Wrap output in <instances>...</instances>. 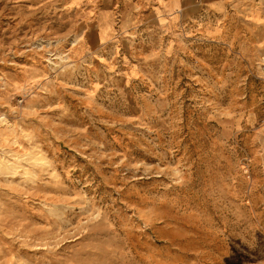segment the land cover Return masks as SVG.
Returning <instances> with one entry per match:
<instances>
[{
	"label": "rangeland",
	"instance_id": "374dc122",
	"mask_svg": "<svg viewBox=\"0 0 264 264\" xmlns=\"http://www.w3.org/2000/svg\"><path fill=\"white\" fill-rule=\"evenodd\" d=\"M141 2L0 0V264H264V0L155 23L163 80Z\"/></svg>",
	"mask_w": 264,
	"mask_h": 264
},
{
	"label": "crops",
	"instance_id": "0c3cea01",
	"mask_svg": "<svg viewBox=\"0 0 264 264\" xmlns=\"http://www.w3.org/2000/svg\"><path fill=\"white\" fill-rule=\"evenodd\" d=\"M110 1H142L138 5H134L132 7V11L129 8V17L126 20L124 11L120 14L118 19V26L121 31H129L134 30V33H142L143 35L147 33L145 38H143V43L140 47V53L150 61V65L148 70L152 72H156L155 69H159L160 72L157 73L159 76H155L154 79L163 80L166 77V68L164 65H168V63H164L163 59L167 61L168 53H170V49L164 48L155 42L152 39L153 32L150 30L155 23H160L164 28L163 32L170 26H175L178 24L177 21L180 22V25L186 21L192 20L193 16L199 12V9L196 6L199 4L198 1H237V0H191L193 2L183 3V1L187 0H110ZM245 1V0H239ZM145 4L146 8L142 15H138L137 10L140 9V6ZM204 4V3H203ZM114 5L112 7L107 8L103 11L102 16L105 18V21L110 23L109 28H113L112 25V16L110 13L114 10ZM180 13L177 17L166 18V16L174 15L175 13ZM101 16V21H94L89 29L92 27L95 29V32L98 35L99 42L95 47L90 46V44L86 39V43L90 49H96L101 44L107 43V41L112 38L111 33L112 30L109 28H103V19ZM126 25H124V23ZM133 22V23H131ZM177 22V24H176ZM129 23V24H128ZM142 29V30H141ZM115 30V29H114ZM164 38V37H162ZM175 66V65H174ZM174 70V69H173ZM151 74V73H150Z\"/></svg>",
	"mask_w": 264,
	"mask_h": 264
},
{
	"label": "bare ground",
	"instance_id": "6f19581e",
	"mask_svg": "<svg viewBox=\"0 0 264 264\" xmlns=\"http://www.w3.org/2000/svg\"><path fill=\"white\" fill-rule=\"evenodd\" d=\"M106 3L109 1H105ZM193 2L191 0H187V1H183V3H190ZM124 15H125V19L127 20L129 17V8L127 7L124 11ZM127 22L124 23V25H126ZM78 33L77 36L81 35L82 32H84V37L87 38L88 43L90 44V46L95 47L98 42H99V38L97 33L95 32V29L92 27L91 29H89L88 27H84V26H79V28L77 29ZM5 87H7L6 90H8V92L10 93L9 88H13L14 90H16V88H18V85L15 84L14 86H10L9 84H5ZM257 96L255 95L254 98H256ZM4 121V116H0V122ZM46 220L47 223L49 224L48 228L41 230L40 235H35V239H38L39 241H44L43 244L50 246L52 244H54L52 242V240H55L56 237L58 235L61 234V230L63 229L64 226V221L62 218H52L49 216H46ZM89 222H91V219H88V223L87 226L89 224ZM85 226V227H87ZM50 251V250H49Z\"/></svg>",
	"mask_w": 264,
	"mask_h": 264
}]
</instances>
